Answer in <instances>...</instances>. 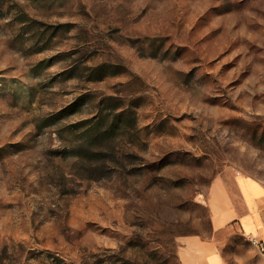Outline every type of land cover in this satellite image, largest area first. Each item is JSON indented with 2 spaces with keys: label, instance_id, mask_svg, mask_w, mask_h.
Returning a JSON list of instances; mask_svg holds the SVG:
<instances>
[{
  "label": "rangeland",
  "instance_id": "374dc122",
  "mask_svg": "<svg viewBox=\"0 0 264 264\" xmlns=\"http://www.w3.org/2000/svg\"><path fill=\"white\" fill-rule=\"evenodd\" d=\"M228 177L264 193V0H0V264H182Z\"/></svg>",
  "mask_w": 264,
  "mask_h": 264
},
{
  "label": "crops",
  "instance_id": "0c3cea01",
  "mask_svg": "<svg viewBox=\"0 0 264 264\" xmlns=\"http://www.w3.org/2000/svg\"><path fill=\"white\" fill-rule=\"evenodd\" d=\"M211 237L188 235L179 251L182 264H234L228 262L220 240L241 235L250 244V254H238L235 264H264V193L246 179L228 177L212 186Z\"/></svg>",
  "mask_w": 264,
  "mask_h": 264
},
{
  "label": "built area",
  "instance_id": "2783aa9c",
  "mask_svg": "<svg viewBox=\"0 0 264 264\" xmlns=\"http://www.w3.org/2000/svg\"><path fill=\"white\" fill-rule=\"evenodd\" d=\"M260 250L264 251V246L260 244Z\"/></svg>",
  "mask_w": 264,
  "mask_h": 264
},
{
  "label": "trees",
  "instance_id": "16d2710c",
  "mask_svg": "<svg viewBox=\"0 0 264 264\" xmlns=\"http://www.w3.org/2000/svg\"><path fill=\"white\" fill-rule=\"evenodd\" d=\"M99 124H100V121H97L96 126H99Z\"/></svg>",
  "mask_w": 264,
  "mask_h": 264
}]
</instances>
